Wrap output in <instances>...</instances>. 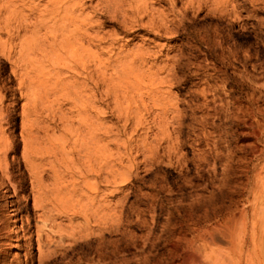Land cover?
I'll return each instance as SVG.
<instances>
[{
	"label": "rangeland",
	"instance_id": "obj_1",
	"mask_svg": "<svg viewBox=\"0 0 264 264\" xmlns=\"http://www.w3.org/2000/svg\"><path fill=\"white\" fill-rule=\"evenodd\" d=\"M53 1L24 0L32 12L9 16L14 25L32 23L33 48L17 46L16 64L0 50V237L8 236L0 239V264H179L188 240L195 254L222 259L251 248L242 242L251 234L256 247L264 0H227L225 14L190 9L177 33L162 38L122 22L133 16L125 11L131 0L86 1L76 13L86 16L78 41L63 47L48 19ZM149 1L154 12L179 18L181 0L174 12L166 0ZM139 49L158 81L111 78L116 57ZM79 162L95 170L80 181L86 194L75 198L94 226L80 216L71 224L56 218L66 232L80 224L82 235L53 238V253L37 259L34 226L47 216H34L31 188L39 182L56 195ZM93 183L95 193L88 192ZM27 220L29 250L20 240Z\"/></svg>",
	"mask_w": 264,
	"mask_h": 264
},
{
	"label": "bare ground",
	"instance_id": "obj_2",
	"mask_svg": "<svg viewBox=\"0 0 264 264\" xmlns=\"http://www.w3.org/2000/svg\"><path fill=\"white\" fill-rule=\"evenodd\" d=\"M23 1L24 0H1V4H0V31L3 32V30H6L5 32L7 36L6 37L7 40H5L6 42L5 43L3 42L4 43L3 45L0 43L2 45L0 47L1 48L0 50L3 55L6 52H8L9 55L13 54L10 62L12 65L16 64L19 61L14 56L15 55L14 50H16L17 46L21 49L23 48V44H24V48L27 51L33 48L32 34L29 33L32 23L30 24V22H28L29 20H27L28 23L26 22L27 24L25 23L24 25L22 24L23 28L21 29L20 28L22 26L21 23L20 25H18L19 23H17L18 26L14 25L13 22H15V20L14 21L11 20L14 18V16L12 15L13 18L9 17L11 16V13H17L14 14L16 17V15L22 13L24 9L28 10L29 13L32 12L31 5L24 7V4H21L24 3ZM86 1L91 2L92 0H63V2L66 3V5L63 6L61 9H60L62 3L61 0L60 1L54 0L50 5L48 9L50 14L48 19L49 21H52L50 27L53 29L56 27V29L59 31L60 37L58 39V44L61 47L71 46V43H77L76 41H78V39L75 38V34H79V30L85 23L86 16L84 15L82 16V14L80 13L76 14V13H78V11L81 10L82 6L85 4ZM155 1L162 3L163 1L164 2L167 1L168 5L172 8V12H174L175 4L179 3L177 0H166V1L155 0ZM180 2L182 6L180 8V11H178L179 18L176 20L175 15L173 18L169 19L168 15H166L164 12L163 13L154 12V10H152L151 8V2L149 0H131V2L126 4L127 7L125 11L128 10L133 16L131 18H127L126 16L123 15L122 22L125 25L136 24V26H138L139 29L142 30L154 31L156 33L157 38H162L163 34L168 35L167 33L170 34L177 33V29L183 24V21L185 20V16L188 13V10L190 9L196 12L201 9L203 10V8L207 9V7H209V9L207 10L208 12L211 13L213 12L218 14H225L228 12L227 0H223V1L213 0L212 3H210L211 6H207L210 0H185L184 2H182L181 0ZM117 6H119V4ZM59 10L63 12V15L61 16L59 15L60 12ZM114 11L116 12L115 9ZM112 16L113 18H116L115 15ZM21 22H23V20H21ZM67 31L73 33L71 35L74 38L73 42H70V40H68L69 36L66 34ZM27 33L29 34L27 35ZM15 39L19 40V42L13 44V41ZM116 58H117L116 65L112 67L113 73L110 74L111 78L120 76L123 80L131 79L132 81H158L157 79L154 78L156 71L153 70L152 67L145 66L148 59V52L146 50L139 49L135 53L124 54L123 56L119 55ZM102 74L105 73L102 72ZM103 80L109 81L107 77L102 75L101 81ZM133 89L138 90L139 85L134 86ZM260 89L264 91V87L261 85V83L259 84V81H256V92ZM160 92L161 91L158 88L156 89V91H150V94H152V97L154 98L158 94H160ZM62 164L65 166H70V163L68 162ZM76 165L79 166L78 170L71 168V171L69 172L70 174L69 177L71 181L68 182V184H63V183H67L65 182L66 181L65 180L61 185L62 188L56 190V192H58L56 195L47 196L46 193H48L49 191L45 190L41 185H39V182H37L35 187L31 188L32 208L34 209V213H33L34 216L37 218L47 216L46 219L43 218L41 220L39 225L34 226V234L36 237L34 240L36 243L37 253H38L37 259L39 257L41 260L43 254L46 257L48 252H50V248H51L50 242L52 241L53 238L56 239L58 238L60 241L62 240L75 241L77 237H80L82 235V230H81L82 227L80 224L74 226L73 228H71L70 231L66 232L65 228L61 224L55 223L56 218H60L63 216L68 221V223L71 224L72 217L77 218L78 216H80L83 218V222H84L83 225L86 228L90 229L91 227L94 226L92 223H95V220L91 219L90 216L86 217L85 215L82 214V212L86 208L82 207L80 200H77L75 198L84 196L86 194L84 188L82 187V185H80V181L89 174L94 176L95 170L89 166L88 170L84 171L81 166H86L85 163L79 162V164L76 163ZM39 166L40 164L32 165V167L34 168L35 167L37 168ZM53 167L54 166H51L50 168L54 169ZM95 188H96L95 183L90 185L88 184L86 190L88 192L95 193ZM62 189L64 190V192L61 191ZM93 206H94V202H91L90 207ZM257 208L260 209V212H256V247L254 246L253 244L254 242L252 241L254 240L253 234H251V237L250 236L247 237V235H245L244 238L242 239V242L244 243V245H246L247 242L248 243L250 242V244H252L251 248L247 244L246 246H244L243 250L242 248H240V251L238 252L237 256L228 254L226 258L218 259L211 251L203 255H199L200 253L195 254L196 252L194 253L191 249L193 244L192 240L191 241L188 240L189 243H186V245L188 244L187 249H185V251H182L183 253L184 252L185 253L182 256L181 262L179 261L180 262L179 264H264V106L259 105V100L256 96V211ZM259 213H262V215H259ZM10 215L14 216V213H11ZM21 227L23 234L21 235L20 240L24 242L23 244L26 245L25 247L27 249L28 248L30 249L34 245L33 232L31 231L32 226L30 225V221L27 220L25 225L23 224V226ZM7 237L8 236L6 237L3 236L0 237V239L3 238L5 239ZM16 238H18V235H16ZM43 243L45 244L44 247L42 246ZM55 243L54 244L52 243V248L55 245ZM241 245L243 244L241 243ZM52 248L51 250H53ZM45 253L47 254L45 255ZM179 254L181 255V253Z\"/></svg>",
	"mask_w": 264,
	"mask_h": 264
}]
</instances>
